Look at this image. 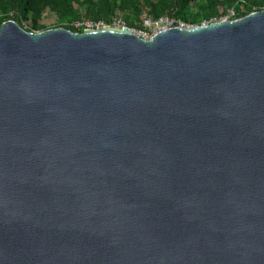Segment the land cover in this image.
Returning a JSON list of instances; mask_svg holds the SVG:
<instances>
[{"label": "water", "instance_id": "95a60500", "mask_svg": "<svg viewBox=\"0 0 264 264\" xmlns=\"http://www.w3.org/2000/svg\"><path fill=\"white\" fill-rule=\"evenodd\" d=\"M0 264H264V10L3 22Z\"/></svg>", "mask_w": 264, "mask_h": 264}, {"label": "trees", "instance_id": "16d2710c", "mask_svg": "<svg viewBox=\"0 0 264 264\" xmlns=\"http://www.w3.org/2000/svg\"><path fill=\"white\" fill-rule=\"evenodd\" d=\"M229 9L241 18L264 10V0H0V26L14 20L31 32L59 27L82 32L86 22L93 26L113 25L121 17L127 28L140 30L144 16L178 18L200 25L218 20ZM47 14L55 17V24L50 27L40 22Z\"/></svg>", "mask_w": 264, "mask_h": 264}, {"label": "built area", "instance_id": "2783aa9c", "mask_svg": "<svg viewBox=\"0 0 264 264\" xmlns=\"http://www.w3.org/2000/svg\"><path fill=\"white\" fill-rule=\"evenodd\" d=\"M236 18V13L233 9H229L226 14H224L223 16L220 17L219 21H223V20H235ZM141 21V25H142V29L140 30H133L131 29L133 32H135L139 37H141L144 40H150L151 37L156 34L157 32L164 30V29H168L171 27H179V28H186L191 26L188 23H185L184 21H182L181 19L178 18H168V17H161L158 19H153L150 17H141L140 19ZM212 22V21H210ZM209 22H204L202 24H207ZM103 24L99 23L96 24L95 26H93L91 23L86 22L85 23V29L86 28H95L98 26H101ZM113 25H118L120 27H126L123 20H121L120 18H118Z\"/></svg>", "mask_w": 264, "mask_h": 264}, {"label": "rangeland", "instance_id": "374dc122", "mask_svg": "<svg viewBox=\"0 0 264 264\" xmlns=\"http://www.w3.org/2000/svg\"><path fill=\"white\" fill-rule=\"evenodd\" d=\"M193 5V4H191ZM221 11V9H220ZM120 19L122 20V18L120 17ZM220 19V18H219ZM218 19V20H219ZM212 21H217V20H212ZM41 24L47 26V27H50L52 26L53 24H55V17L53 15H50V14H47L41 21ZM204 23V22H203ZM28 25V24H27Z\"/></svg>", "mask_w": 264, "mask_h": 264}]
</instances>
